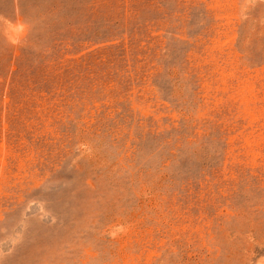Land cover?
<instances>
[{
  "label": "rangeland",
  "instance_id": "1",
  "mask_svg": "<svg viewBox=\"0 0 264 264\" xmlns=\"http://www.w3.org/2000/svg\"><path fill=\"white\" fill-rule=\"evenodd\" d=\"M0 264H264V0H0Z\"/></svg>",
  "mask_w": 264,
  "mask_h": 264
}]
</instances>
